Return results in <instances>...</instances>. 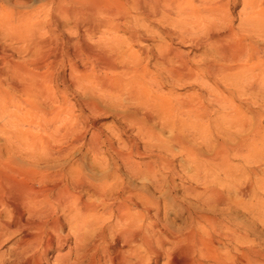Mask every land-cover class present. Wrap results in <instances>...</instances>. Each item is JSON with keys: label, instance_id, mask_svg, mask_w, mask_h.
I'll return each instance as SVG.
<instances>
[{"label": "clouds", "instance_id": "9594fccd", "mask_svg": "<svg viewBox=\"0 0 264 264\" xmlns=\"http://www.w3.org/2000/svg\"><path fill=\"white\" fill-rule=\"evenodd\" d=\"M239 3L0 0V264H55L50 235L60 264H264V0Z\"/></svg>", "mask_w": 264, "mask_h": 264}, {"label": "bare ground", "instance_id": "6f19581e", "mask_svg": "<svg viewBox=\"0 0 264 264\" xmlns=\"http://www.w3.org/2000/svg\"><path fill=\"white\" fill-rule=\"evenodd\" d=\"M167 101V100H166ZM164 101V99L161 100V108H162V111L163 112H168V110L172 107V102L169 103V102H166ZM188 103L192 104V105H202V106H207L206 104H202V98L199 97L195 102H191V101H188ZM248 111L250 112V115L254 116L256 115V110L254 109H251L249 108ZM22 183L24 184H29V176L28 175H24L22 174V180H21ZM9 206L11 207L12 206V202L9 201ZM7 223V222H5ZM33 238L31 235H28L25 237V239H31ZM45 247L46 248H50L51 251H50V255L54 257V260H55V264H60V257L59 256H56V238L54 236H49L46 240H45ZM5 264H14V262L12 261H5ZM161 264H162V261H161Z\"/></svg>", "mask_w": 264, "mask_h": 264}, {"label": "rangeland", "instance_id": "374dc122", "mask_svg": "<svg viewBox=\"0 0 264 264\" xmlns=\"http://www.w3.org/2000/svg\"><path fill=\"white\" fill-rule=\"evenodd\" d=\"M240 6V3H239V0H237V4L235 5V7H239ZM199 97L198 96H196V95H192V94H190V99H189V101H193V102H195L197 99H198ZM162 99H164V101H166V102H169V103H171L172 102V100L170 99V98H167V97H165V98H162ZM173 103V102H172ZM255 110V109H254ZM248 114L250 115V112L248 111ZM5 248H7V245H5Z\"/></svg>", "mask_w": 264, "mask_h": 264}]
</instances>
